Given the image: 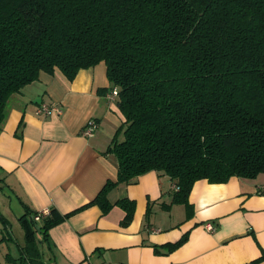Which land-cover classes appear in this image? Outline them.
<instances>
[{"label": "trees", "instance_id": "obj_1", "mask_svg": "<svg viewBox=\"0 0 264 264\" xmlns=\"http://www.w3.org/2000/svg\"><path fill=\"white\" fill-rule=\"evenodd\" d=\"M101 61L124 117L106 150L117 176L71 212L51 206L35 220L40 211L26 209L25 244L11 264H42L36 235L47 241L49 229L87 206L106 214L117 205L128 224L135 201L107 194L146 172L168 176L163 206L182 204L189 215L197 180L264 174V0H0V129L10 96L41 71L73 80ZM261 261L264 252L243 264Z\"/></svg>", "mask_w": 264, "mask_h": 264}, {"label": "crops", "instance_id": "obj_2", "mask_svg": "<svg viewBox=\"0 0 264 264\" xmlns=\"http://www.w3.org/2000/svg\"><path fill=\"white\" fill-rule=\"evenodd\" d=\"M109 91L101 61L80 69L73 80L58 68L41 71L8 99L0 129V242L18 224L23 234L18 254L25 244L19 218L26 209L54 206L71 212L116 178L117 158L106 150L124 117L116 99L107 97ZM43 105L56 111L40 113ZM91 120L95 130L84 136ZM263 188L264 174L218 184L197 180L188 198L189 215L182 204L163 206L171 202L172 184L152 170L107 194L112 203L124 197L135 201L128 224L121 223L125 212L117 205L106 214L97 205L87 206L49 229L47 241L36 235L39 256L42 264L247 263L264 252V194L258 193ZM209 222L214 231L205 228ZM184 233L187 239L179 247L169 252L162 247ZM11 257L0 253V264H11Z\"/></svg>", "mask_w": 264, "mask_h": 264}, {"label": "built area", "instance_id": "obj_3", "mask_svg": "<svg viewBox=\"0 0 264 264\" xmlns=\"http://www.w3.org/2000/svg\"><path fill=\"white\" fill-rule=\"evenodd\" d=\"M117 88L116 87H112L109 91V93L107 94V97L110 99V100H114L117 96ZM40 113H44V114H50L52 113L53 111H56V108L54 106H47V105H43L39 108L38 110ZM95 122L93 120L89 121L87 123V125L85 126V128L82 130V134L84 136H90L94 130H95ZM48 210L47 209H43L40 211V213L38 215H35L34 216V219L35 220H39V217L40 215L42 214H45L47 213ZM205 228L208 230V231H214L215 229V226L212 224V223H206L205 224Z\"/></svg>", "mask_w": 264, "mask_h": 264}, {"label": "rangeland", "instance_id": "obj_4", "mask_svg": "<svg viewBox=\"0 0 264 264\" xmlns=\"http://www.w3.org/2000/svg\"><path fill=\"white\" fill-rule=\"evenodd\" d=\"M8 234L10 238L2 243L0 242V253H7L13 257H18V246L23 243L22 229H20L18 224H14Z\"/></svg>", "mask_w": 264, "mask_h": 264}]
</instances>
